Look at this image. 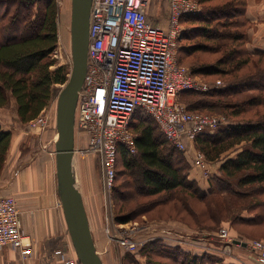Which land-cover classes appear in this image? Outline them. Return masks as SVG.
<instances>
[{
  "label": "trees",
  "instance_id": "16d2710c",
  "mask_svg": "<svg viewBox=\"0 0 264 264\" xmlns=\"http://www.w3.org/2000/svg\"><path fill=\"white\" fill-rule=\"evenodd\" d=\"M197 1L200 13L181 21L184 32L180 40V63L196 53H223L217 63L191 65L193 73L202 76L236 73L253 58H259L257 65L264 64V51L249 52L247 30H241L250 26L246 18L247 0H231L221 7L206 5L214 0ZM58 15L59 8L54 0H0V108L8 107L14 100L18 120L23 126L50 106L55 86L65 85L69 80L67 67L52 69L55 60L51 59V54L57 47ZM244 93L251 97L242 101H225ZM182 95L202 98L198 105H187L189 112L198 107L213 111L216 107L223 110L221 113L228 122L226 127L201 134L195 141L207 160L221 162L213 184L203 190L191 180L187 173L190 165L186 154L164 138L151 118L140 117L131 126V131H137L138 156L121 148L125 170L119 175H127L132 181L120 188L131 190L126 198L119 193L117 197L124 202L146 191L149 197L169 194L170 200H176L183 192L187 197L186 209L192 213L190 203L193 200L201 202L217 194H229L237 200L254 199L248 206L233 204L236 209L228 220L238 232H242L238 225L264 226V200L260 199L264 197V113L257 112V117L249 120L240 119L246 112L264 108V67H259L256 75L237 77L208 93L184 92ZM216 97L219 99L214 101ZM230 118L239 119L229 122ZM12 141L13 132L0 126V173ZM239 146L242 149L235 158L226 156L222 159ZM138 176L142 177L143 185L138 183ZM192 217L197 219V214ZM211 219L216 221L214 216ZM222 220L220 214L219 224ZM129 221L117 215L118 223ZM139 250L138 254L146 258V264H236L221 255L186 252L181 247L165 244L163 240H155Z\"/></svg>",
  "mask_w": 264,
  "mask_h": 264
},
{
  "label": "built area",
  "instance_id": "2783aa9c",
  "mask_svg": "<svg viewBox=\"0 0 264 264\" xmlns=\"http://www.w3.org/2000/svg\"><path fill=\"white\" fill-rule=\"evenodd\" d=\"M158 3L159 0H92L87 72L75 116V155L99 158L105 203L111 205L120 148L137 154L131 131L136 117L151 118L164 138L185 154L189 143L201 134L216 132L222 122L217 117L190 113L177 100L184 92L208 93L222 85V81L213 86L203 83L191 68L179 62L184 32L181 21L200 13L199 2L168 0L167 17H159ZM47 111L28 122L26 132L42 133L52 122L56 125V119L53 121ZM194 166L205 170L207 178L213 174L206 170L200 153ZM105 220L108 241L128 252L145 245L148 231L161 228L119 231L111 223L110 211ZM223 234L228 238L227 231ZM237 241L246 243L258 263L264 264V242ZM3 247L18 251L23 261L33 256V243L23 234L18 200L8 193L0 194V248ZM54 257L52 264H80L69 232L54 250Z\"/></svg>",
  "mask_w": 264,
  "mask_h": 264
},
{
  "label": "rangeland",
  "instance_id": "374dc122",
  "mask_svg": "<svg viewBox=\"0 0 264 264\" xmlns=\"http://www.w3.org/2000/svg\"><path fill=\"white\" fill-rule=\"evenodd\" d=\"M57 4V7L59 8V15L57 18V24H58V39H57V47L54 50V52L51 54V59L55 60V65L52 67V69H56L60 66H65L68 68V79L72 71V53H71V16H72V0H54ZM231 0H214L212 2L206 3L207 6L212 7H221L226 5V3H229ZM240 1V0H238ZM248 5V0H247ZM168 11L158 13L159 17L165 16L167 17ZM166 21H163V24ZM251 28L250 26H247L246 28H241V30H247ZM228 42V41H227ZM231 43V41L229 42ZM223 54V53H222ZM222 54L220 53H196L190 57H187L181 61L183 66L191 67V65L199 63V64H211V63H217V61L222 57ZM259 61V58H253L250 60L249 64H247L246 67H244L242 70L236 72V73H226V75L218 76V75H208V76H202V75H196L201 81L208 85H215L217 81H222V84L227 83L230 80H233L237 77H244V76H251L256 75L258 72L259 67L263 66V63H260V65H257ZM65 85H57L55 86V96L53 100L51 101V104L48 108H46L48 111V115L50 118L54 121L56 119L57 114V101L58 96ZM251 97L250 94L244 93L237 95L234 98H228L225 101H235V100H245L247 98ZM201 97L198 95H182L178 96L177 100L180 102L185 109L187 110L188 106L190 104H197L202 103ZM214 99V98H210ZM219 99L216 97L214 101ZM198 105V104H197ZM188 111V110H187ZM222 109H215L213 111H210V109L198 107L197 110H190V113H193L195 115L200 116H207V117H217L221 119V128L226 127L227 121L225 114L221 113ZM0 112L5 114L0 115L1 118L4 121H14L17 122L16 126L18 129L22 128L25 130V127L19 122L18 120V113L15 101H11L10 105L8 107L0 108ZM189 112V111H188ZM257 112H260V114L264 113V108H256L253 109V111L246 112L245 114H242L240 119L243 120H249L251 118L257 117ZM16 117V118H13ZM231 119V120H230ZM229 122H233L239 118L232 119L230 118ZM20 127V128H19ZM47 130H53L56 133V125L54 122L46 129ZM26 131V130H25ZM137 131H132V134L136 136L135 134ZM29 134V133H28ZM42 133H30L29 135H40ZM57 134V133H56ZM56 139V136L54 140ZM53 141V140H52ZM36 146L37 143H35ZM50 149H55V141L50 143ZM137 149V147H136ZM188 150L189 152L186 153V158L188 159L190 168L187 170L188 175L192 172L195 177H200V182H203L201 185H206L208 182V188L213 184V177L217 175L214 174V172H219V161L217 162H210L207 160L205 154L199 149L196 142H192L188 144ZM187 150V151H188ZM198 153L202 154L203 158L205 159L206 163V170L213 173L209 178L206 177L205 170L202 168L195 167V158L197 157ZM185 154V153H184ZM132 155V154H131ZM138 156V149L137 154ZM231 154H226L223 156L222 159H224L226 156H230ZM93 155H82L81 153L77 154V167L81 166L80 170V180L78 182V186L80 184H83V181H86L89 187L93 190V194L91 195V199L89 198L88 203H98L99 209H100V215L102 220V228L104 231L105 226V219L107 217V213L110 211L112 214L111 221L112 225L115 229L123 232H130V231H137L141 229L146 230H152L155 227H161L160 229L176 227V229L179 226H183L189 230H192L193 232H198L197 236L201 235H207L208 239V245L203 253H211L216 255H221V257L227 258L228 260H234L236 264H259L257 256L254 255V253L248 249L244 248L240 245L234 244V240H246V241H252V240H259L264 242V226L261 224L257 225H238V230H241L242 232H238L236 228L233 227L230 220H228V216L233 211V209H236L233 204H236L235 206L240 207V205L248 206L251 204V202L254 199L249 200H237L236 198H233L229 194H217L215 196L210 197L209 199L202 200L201 202L198 200H193L192 203H190V206L192 207V213L186 209V201L187 197L186 195L181 192V195H179L180 199L176 200H170L171 197L169 194H162L158 197H149L146 194V191H142L140 196H137L133 200H127V201H121L117 196L118 193L121 194V197L125 196L127 197V194H129L130 190L129 188H120L123 187V185H129V181H132L130 177L127 175H119V172L125 170V167L123 166L122 162V153L121 148L118 152V176L115 180L114 189L111 193V199H112V205L111 203H105V194L104 186H103V180H102V170L100 167V161L92 160ZM96 158V157H94ZM89 162V165L87 164V161ZM6 163V162H5ZM90 171H89V169ZM77 170V169H76ZM3 172V171H2ZM1 172V173H2ZM0 173V180H1V174ZM140 176V175H139ZM138 176V177H139ZM78 180V179H77ZM192 180V179H191ZM138 183L143 185L142 177L137 179ZM194 181V180H193ZM180 194V192H179ZM93 198V199H92ZM260 199L264 200V197H260ZM236 202V203H235ZM122 203L124 205L122 206ZM109 205V208H108ZM122 206V207H121ZM197 214L196 217H192V214ZM220 214L223 217L222 222L219 224ZM117 215H120L121 217H126L130 219L128 223H118L117 222ZM211 216H214L216 221L213 222L211 219ZM225 218V219H224ZM236 227V226H235ZM159 229V230H160ZM227 231L229 233L228 238L223 237V232ZM149 232L146 234V237H149L146 239L145 245L148 243L154 242L155 240H161L159 238H156L157 235L160 234L159 231L156 232ZM244 233L250 235H244ZM162 235V234H161ZM195 235V238H198ZM142 238V237H141ZM194 238V239H195ZM145 239V238H143ZM196 240V239H195ZM111 244V243H110ZM144 245V246H145ZM113 246L115 257H116V264H146V258L140 256L138 252L140 250H137L136 252H128L124 249H121L117 247L116 245L111 244V247ZM144 246H142L139 249H142ZM242 248V249H241ZM134 253V254H132ZM238 260V262H236ZM119 262V263H118Z\"/></svg>",
  "mask_w": 264,
  "mask_h": 264
},
{
  "label": "crops",
  "instance_id": "0c3cea01",
  "mask_svg": "<svg viewBox=\"0 0 264 264\" xmlns=\"http://www.w3.org/2000/svg\"><path fill=\"white\" fill-rule=\"evenodd\" d=\"M157 8L160 12H167L168 0H159ZM246 18L251 24L247 32V49L251 53L264 51V0H248ZM2 114L0 112V115ZM138 118L140 117H136L134 122ZM16 123L4 121L0 116V126L13 132L12 145L1 173L0 194L8 193L17 198L23 234L33 243V256L23 261L18 251L3 247L0 248V264H52L55 261L54 250L68 233L57 189L56 156L53 154L54 149H50V143L54 142L56 133L47 130L40 135L30 136L23 127L18 129ZM238 149L232 150L228 157L235 158L242 147L239 146ZM94 157L92 160L98 161L99 158ZM86 162L89 165L88 160ZM75 166L79 182L81 166L77 167V155ZM216 173L218 172H214ZM189 178L196 181L203 190L208 189V182L201 185L203 182H200V177H195L192 172ZM79 189L84 197L95 245L103 263L116 264L115 250L102 228L99 204L88 203L93 190L86 181L80 184ZM159 232L156 238L163 240L167 245L181 247L186 252L200 254L205 252L208 245L207 235L199 237L198 232L183 226L177 229L170 226L168 229H160ZM195 235L198 238H195Z\"/></svg>",
  "mask_w": 264,
  "mask_h": 264
},
{
  "label": "water",
  "instance_id": "95a60500",
  "mask_svg": "<svg viewBox=\"0 0 264 264\" xmlns=\"http://www.w3.org/2000/svg\"><path fill=\"white\" fill-rule=\"evenodd\" d=\"M92 0H72V71L57 101L55 156L57 189L80 264H104L95 245L75 166V116L88 64ZM234 244L247 247L235 240Z\"/></svg>",
  "mask_w": 264,
  "mask_h": 264
},
{
  "label": "bare ground",
  "instance_id": "6f19581e",
  "mask_svg": "<svg viewBox=\"0 0 264 264\" xmlns=\"http://www.w3.org/2000/svg\"><path fill=\"white\" fill-rule=\"evenodd\" d=\"M198 14V13H197Z\"/></svg>",
  "mask_w": 264,
  "mask_h": 264
}]
</instances>
